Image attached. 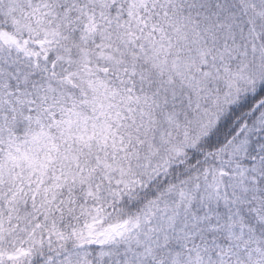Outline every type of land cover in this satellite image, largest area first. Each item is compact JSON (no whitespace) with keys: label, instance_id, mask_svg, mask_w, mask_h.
<instances>
[{"label":"snow or ice","instance_id":"1","mask_svg":"<svg viewBox=\"0 0 264 264\" xmlns=\"http://www.w3.org/2000/svg\"><path fill=\"white\" fill-rule=\"evenodd\" d=\"M0 264H264V0H0Z\"/></svg>","mask_w":264,"mask_h":264}]
</instances>
